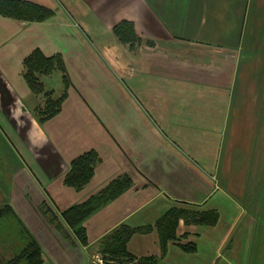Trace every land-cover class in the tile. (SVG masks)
<instances>
[{
    "label": "crops",
    "instance_id": "1",
    "mask_svg": "<svg viewBox=\"0 0 264 264\" xmlns=\"http://www.w3.org/2000/svg\"><path fill=\"white\" fill-rule=\"evenodd\" d=\"M27 1L55 15H0V49L17 52L22 67V86L0 73V111L24 152L0 165V193L40 243L43 264H84L92 247L100 257L104 237L121 224L151 226L127 246L149 264H264V0ZM124 20L145 40L136 51L114 34ZM37 48L60 53L73 84L61 113L44 124L23 74ZM73 131L94 139L66 147ZM4 132L2 145L16 148ZM90 149L104 159L94 177L81 191L66 186L71 161ZM123 174L133 185L85 221L87 246L39 211L44 201L56 212L80 204ZM172 208L217 222L180 217L163 250L156 221Z\"/></svg>",
    "mask_w": 264,
    "mask_h": 264
},
{
    "label": "trees",
    "instance_id": "2",
    "mask_svg": "<svg viewBox=\"0 0 264 264\" xmlns=\"http://www.w3.org/2000/svg\"><path fill=\"white\" fill-rule=\"evenodd\" d=\"M0 15L27 22H42L53 17L55 11L27 0H0ZM114 34L131 51H136L145 41L138 34L135 24L128 20L115 25ZM146 43L153 45L151 41H146ZM55 71L61 73L64 85L63 92L58 97L55 96L53 89L46 88L42 79L44 76H51ZM23 74L33 95L41 99L33 111L39 124H44L60 114L63 103L69 96V89L73 86L63 56L60 53L47 56L37 48L24 59ZM101 162L102 159L95 149H90L79 155L71 161L70 169L64 178L65 185L81 191L90 183L95 175L96 167ZM132 185V178L128 174H123L111 180L100 191L80 204L56 212L49 203L50 201H44L39 210L47 221L55 225L58 230L64 228L62 220L72 230L79 242L87 246L89 241L84 225L85 221L118 199ZM180 217H184L187 221L194 217L199 223L215 224L217 222V217L212 213L192 215L188 209H170L156 221L163 250L166 249L170 240L176 238L175 230ZM5 219L17 227V232L12 235L13 243L18 246L20 241L23 243L20 247L13 245L12 254L2 253L0 249V264H43V249L40 243L9 203L0 206V225ZM150 230L151 226L149 225L136 228L127 224L119 225L103 239L101 255L104 258H102L104 264H149L151 261L145 258L136 260V257L128 252L127 246L135 233H145ZM4 239L10 240L5 237Z\"/></svg>",
    "mask_w": 264,
    "mask_h": 264
},
{
    "label": "rangeland",
    "instance_id": "3",
    "mask_svg": "<svg viewBox=\"0 0 264 264\" xmlns=\"http://www.w3.org/2000/svg\"><path fill=\"white\" fill-rule=\"evenodd\" d=\"M0 38H1V33H0ZM16 53L17 52H14L11 48H8V47H4L3 50L0 49V73L1 74H6V77H7L8 81H9V83L13 84L15 87L17 85L18 86H22V83L20 82V80H22V75H21L22 67H21L20 63L18 62V58L15 59ZM19 55H22V53L19 54ZM19 55L17 54V57H19ZM71 66H72L73 70H75V68L77 67V65H72V64H71ZM18 76L20 77V79L18 78ZM46 85H47L46 86L47 89H55V96L56 97L60 96L62 91H63V82H62V78H61V73L59 71H55L53 73V75H51L50 77L47 78ZM6 114L7 113L4 114L2 111H0V131L1 130H5L7 135L12 139L13 142H15L16 148H12L11 145H9V147H8V144L6 145V143H4L2 145L1 140H0V158H1L0 159V165L1 164H5V163H10L12 161V159H13L14 154L18 158L20 157L19 156V152L24 155L22 146L19 144L18 140L15 141V136L17 135V133H16L17 129L12 125V123L10 121L7 120ZM62 122L65 123V120L62 119V121H60V119H57V121H54V123H62ZM5 132H4V135L3 134L2 135H3L4 139H6L8 141V138L6 137ZM93 139H94L93 136H89L87 134H83V132H81V134H79L76 131H73V133L67 132L66 135H64V138H62V142H63V144L66 145V147L70 148L71 146L75 145L76 143H80V142L81 143H88L90 140L92 141ZM100 157H101L102 161H104V159H103V157L101 155H100ZM104 157L106 159L105 165H109L110 159L107 156H104ZM4 176H5L4 174L0 173V182L5 181L4 180L5 179ZM43 177L44 176H40L39 179L41 181H45ZM44 187L45 186L43 185V190L42 191L45 192L46 190H45ZM2 189L5 190L6 188L2 187ZM29 190H33V187H31ZM6 194H5L4 191L2 193H0V206L5 204V202H6ZM15 195L16 194L14 192V196ZM30 196H31L32 199H35L33 194H31ZM60 205L62 206L63 204H60ZM40 206H39V209H40ZM7 220L8 219L3 220L1 222V225H0V239H1V241H0V249H1L2 253L12 254L13 245H16V244L13 243L14 239H13L12 235H13V233L17 232V227L15 226L14 223L8 222ZM61 223L63 224L64 222L61 220ZM54 227L57 229V227L55 225H54ZM57 232L60 233V234H64V235L65 234H69V236H70V234H72V230L67 225H66V227L63 228V230H58ZM69 236L66 235L65 237L64 236L63 237L65 239H68V241H66V242L72 243L71 242L72 238L71 239L68 238ZM4 237L6 239H10V240L7 241V240L4 239ZM22 243L23 242L20 241L18 243L19 246L18 245H16V246L20 247V246H22ZM70 246H72V245H70ZM93 248L94 247H92L91 250L87 251V254L84 255V257H85L84 264H98V260L100 258H103L102 255L100 257L98 256V257L92 258L91 257V252L93 251ZM76 249L78 250V247ZM78 262H81L80 256L78 257Z\"/></svg>",
    "mask_w": 264,
    "mask_h": 264
},
{
    "label": "built area",
    "instance_id": "4",
    "mask_svg": "<svg viewBox=\"0 0 264 264\" xmlns=\"http://www.w3.org/2000/svg\"><path fill=\"white\" fill-rule=\"evenodd\" d=\"M98 263H99V264H104V260H103L102 258H100V259L98 260Z\"/></svg>",
    "mask_w": 264,
    "mask_h": 264
}]
</instances>
